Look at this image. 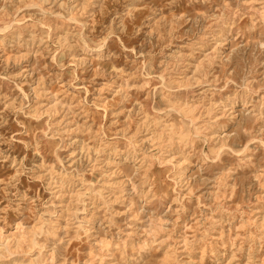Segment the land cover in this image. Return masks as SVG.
Listing matches in <instances>:
<instances>
[{"label": "clouds", "instance_id": "1", "mask_svg": "<svg viewBox=\"0 0 264 264\" xmlns=\"http://www.w3.org/2000/svg\"><path fill=\"white\" fill-rule=\"evenodd\" d=\"M0 264H264V0H0Z\"/></svg>", "mask_w": 264, "mask_h": 264}]
</instances>
